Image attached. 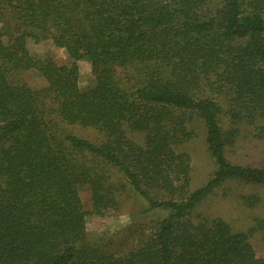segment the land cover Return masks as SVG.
<instances>
[{
	"label": "trees",
	"instance_id": "trees-1",
	"mask_svg": "<svg viewBox=\"0 0 264 264\" xmlns=\"http://www.w3.org/2000/svg\"><path fill=\"white\" fill-rule=\"evenodd\" d=\"M29 41L68 63L31 55ZM29 70L46 85L30 87ZM197 125L215 172L193 189ZM250 138L264 140V0H0V264H264L251 241L264 218L235 231L201 212L217 191L238 195L230 186L264 205V168L229 158ZM131 199L160 216L130 226L120 250L89 233V215Z\"/></svg>",
	"mask_w": 264,
	"mask_h": 264
},
{
	"label": "rangeland",
	"instance_id": "rangeland-1",
	"mask_svg": "<svg viewBox=\"0 0 264 264\" xmlns=\"http://www.w3.org/2000/svg\"><path fill=\"white\" fill-rule=\"evenodd\" d=\"M28 49L31 55L39 58H52L57 64L64 65L69 61V55L64 49L57 48L51 41L42 43H34L29 41ZM80 71L79 86L81 90H87L94 84L92 77L91 64L86 61L77 63ZM23 77L30 87L40 89L44 87V79L34 70L23 73ZM198 136L187 146L191 154L192 172V188L198 189L203 186L214 174L215 165L207 150L204 128L197 125ZM63 132L71 134L92 142L100 140L101 136L93 129H82L77 126H62ZM230 160L234 164L242 166H253L264 168V140L259 141L253 138L244 141V145L234 150L230 156ZM237 194L229 191L228 198L224 200L220 196L219 191L202 206L201 212L210 218H222L227 221L235 231H247L254 225L256 217L264 218V205H260L256 209H249L238 198L241 193H253L254 190H245L242 186H230ZM228 188V187H227ZM244 188V189H243ZM264 191V190H262ZM240 193V194H239ZM83 206L86 211L92 210L91 194L87 187H83L80 191ZM232 195V196H231ZM260 195L264 197L263 192ZM128 212L113 214L106 217H98L89 215L87 218V229L91 235L97 238H113L115 237L116 249L123 247L124 237L127 229L140 222L143 219L158 218L160 215L143 216L141 213L139 201L131 199L128 202ZM259 257L264 258V231L254 234L251 239ZM122 246V247H121Z\"/></svg>",
	"mask_w": 264,
	"mask_h": 264
}]
</instances>
